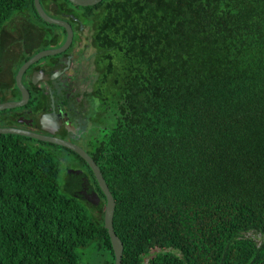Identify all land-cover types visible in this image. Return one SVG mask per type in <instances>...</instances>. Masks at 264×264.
Masks as SVG:
<instances>
[{"label": "trees", "instance_id": "16d2710c", "mask_svg": "<svg viewBox=\"0 0 264 264\" xmlns=\"http://www.w3.org/2000/svg\"><path fill=\"white\" fill-rule=\"evenodd\" d=\"M40 1L77 17V30L94 25L98 79L84 97L105 113L83 148L115 199L122 264H264V0ZM25 12L36 28L20 65L40 50V30L63 31L48 46L66 37L34 0H0V43ZM1 88L0 103L21 95ZM40 144L78 160L63 187L64 157ZM106 203L76 152L0 133V264H82L91 244L114 264Z\"/></svg>", "mask_w": 264, "mask_h": 264}, {"label": "flooded vegetation", "instance_id": "af4514ba", "mask_svg": "<svg viewBox=\"0 0 264 264\" xmlns=\"http://www.w3.org/2000/svg\"><path fill=\"white\" fill-rule=\"evenodd\" d=\"M47 7L52 9L53 3H47ZM28 16L29 14L26 12L19 13L13 18L15 21L17 17L21 19L16 21L15 28L11 26L7 29L10 21L5 31L2 32L0 60L6 61L5 55L7 51L9 58L12 56L14 60L21 59L24 52L21 42L23 40L32 41L31 34L33 33L27 35L25 28L24 31L22 30L23 35H18L21 28L23 29L21 24L23 21L25 22ZM60 19L69 22L73 28L74 36L71 45L62 53L39 59L27 69L22 81L26 80L25 86L30 92V99L26 105L20 107L26 108L4 110L0 114V121L8 122L10 125H17V128L29 129L58 137L63 136L71 142L72 138H78L79 141L83 142L82 136L84 138V135L97 125L98 113H105V110L101 107V101L97 97H84L86 92L94 90V85L98 79L96 56L98 49L93 41L94 25L89 24L85 28L84 25H80L82 30L80 31L76 29L79 23L77 17L61 16ZM16 27L20 30H17ZM43 31L40 30L39 36L41 39H39V42L51 40L55 33L63 34L60 28L52 31ZM66 37L62 43L58 46H53V48L60 47L65 42ZM15 47H17V50H13ZM89 49L93 50L92 58L87 59L85 58V53L89 52ZM37 52L33 53L32 56ZM86 61L89 62L93 71L85 73ZM1 66L4 65L1 64ZM3 69L7 70L6 66ZM79 93L82 94L80 95ZM35 94L40 96V99L27 107ZM4 95L5 89L1 88L0 98ZM20 99L21 95L13 96L10 100ZM102 124L104 123L100 124L101 127L103 126ZM73 142L83 147L77 141Z\"/></svg>", "mask_w": 264, "mask_h": 264}, {"label": "water", "instance_id": "95a60500", "mask_svg": "<svg viewBox=\"0 0 264 264\" xmlns=\"http://www.w3.org/2000/svg\"><path fill=\"white\" fill-rule=\"evenodd\" d=\"M71 2L80 5V6H90L95 5L102 0H70ZM35 7L37 9L38 14L40 17L50 24H55L61 27H64L67 31V37L65 42L60 47L50 48V49H44L40 52H37L32 57H30L27 61H25L16 74V84L19 90L21 91V99L20 100H9L5 102L0 103V111L6 110V109H13L17 107H22L26 105L30 99V92L28 88L24 85L22 78L27 69L34 64L39 59L49 56V55H56L59 53L64 52L72 43L73 41V28L71 24L63 19H58L55 17H52L49 15L44 7L41 4L40 0H34ZM48 129V128H47ZM52 132V131H51ZM0 133L7 134V133H13V134H20L24 136H28L31 138H35L41 141L50 142L54 144H58L61 146H64L66 148L71 149L72 151L79 154L90 166L92 171L95 174V177L99 183V186L103 193L106 196V207H105V215H104V222L105 227L108 230L112 247L115 254V263L114 264H122V257H123V251H124V245L122 240L119 238V236L116 234L113 226V219H114V213H115V206L116 202L112 195V192L109 189V186L101 172L100 167L97 165V163L94 161V159L89 155V153L80 145L66 140L63 136H54L50 134H44L37 131L24 129V128H16V127H1L0 126Z\"/></svg>", "mask_w": 264, "mask_h": 264}, {"label": "rangeland", "instance_id": "374dc122", "mask_svg": "<svg viewBox=\"0 0 264 264\" xmlns=\"http://www.w3.org/2000/svg\"><path fill=\"white\" fill-rule=\"evenodd\" d=\"M49 11H50V9H49ZM49 13L52 15H55L52 11ZM16 15H18V14H16ZM16 15L14 17H16ZM52 17H54V16H52ZM33 18H34V16L32 14H29L28 18L25 19V22L23 21V23L21 24L23 29L21 28V30H20L19 28L16 27L17 30H20V32L18 33L19 36L23 35L22 30L24 31V28L26 29L27 35H30L31 30L36 28V25L34 26L35 21ZM55 18L60 19V17H55ZM17 20L20 21L21 19H19L17 17L16 21ZM16 21L13 19L9 23V26L7 27V29H9L11 26H14ZM30 27H32V28H30ZM14 28H15V26H14ZM39 43H40V48H39L40 51H42L43 49H46V48H48V49L53 48V46H48V44L46 42H39ZM13 50H17V47H15ZM92 52H93V50L89 49V52L85 53V58H87V59L92 58L91 57ZM5 57H6V61H3V59L0 60V68L2 70L4 68V66H6V68H8V70L6 72L8 75L6 77H3V79L0 81V83L11 82L13 84V86L16 87V84H14V81L16 80L17 71L21 67V65H20L21 60H20V58L14 60V58L12 56L9 58L8 51L6 52ZM1 64L4 66H1ZM89 71H93V68L91 67L89 62L86 61L85 62V73H88ZM25 81L26 80L24 79L23 80L24 85L26 84ZM0 126L1 127H9V126H15L16 127L17 125H10L8 122L0 121ZM90 130L91 131H88L86 133V135H84V138L82 136L81 139H83L82 140L83 142L79 141L78 138L77 139L72 138L71 139L72 142L77 141V143H80L83 146L84 143H87L94 136V134L92 133L93 128ZM94 131L97 132L96 129H94ZM40 145L45 147L47 150L53 151L57 157H59V158H61L62 156L64 157L61 159L62 165H61V173H60V179H59L60 184L63 187L65 184V181H66V175H67L68 169H70L73 165H75L73 162H77L78 160L76 159V157L72 153L66 151L65 149H62L59 147H53V146L47 145V144H40ZM85 205L92 212L91 205H89L87 203H85ZM95 213L98 214L96 211H95ZM79 251L81 252V260H82L81 263L82 264H104L105 263L106 258L102 255V252L97 249V246H94V244H91L87 247L81 248Z\"/></svg>", "mask_w": 264, "mask_h": 264}]
</instances>
